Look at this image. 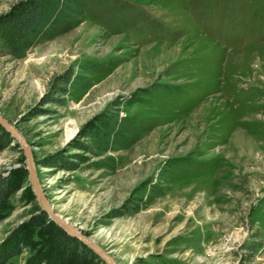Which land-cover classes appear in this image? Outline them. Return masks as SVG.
I'll use <instances>...</instances> for the list:
<instances>
[{
  "label": "rangeland",
  "instance_id": "374dc122",
  "mask_svg": "<svg viewBox=\"0 0 264 264\" xmlns=\"http://www.w3.org/2000/svg\"><path fill=\"white\" fill-rule=\"evenodd\" d=\"M0 114L117 264H264V0H0ZM0 178V264H66L13 140Z\"/></svg>",
  "mask_w": 264,
  "mask_h": 264
},
{
  "label": "trees",
  "instance_id": "16d2710c",
  "mask_svg": "<svg viewBox=\"0 0 264 264\" xmlns=\"http://www.w3.org/2000/svg\"><path fill=\"white\" fill-rule=\"evenodd\" d=\"M40 6L31 5L25 12L16 18V20L9 23L8 29L15 36L16 40H24L29 37L30 31L38 26L40 20ZM12 138L8 132H6L0 126V150L6 147ZM7 178H0V202L6 197V194L10 190ZM45 221V212L41 211L34 217H32L28 222H33L35 225L43 224ZM15 233V232H14ZM51 237V242L55 249L60 250V255H65L64 258L67 260L66 264H90L92 263L91 255L85 251L81 252L77 247L75 239L68 235L61 227L57 226L53 229ZM12 234L8 239L12 238ZM77 239V238H76ZM78 240V239H77ZM79 241V240H78ZM80 242V241H79ZM84 246L82 242H80ZM20 246L17 245L11 254H16L20 250ZM87 249V248H86ZM68 253V252H71Z\"/></svg>",
  "mask_w": 264,
  "mask_h": 264
},
{
  "label": "water",
  "instance_id": "95a60500",
  "mask_svg": "<svg viewBox=\"0 0 264 264\" xmlns=\"http://www.w3.org/2000/svg\"><path fill=\"white\" fill-rule=\"evenodd\" d=\"M0 126L10 134L13 141L19 144L23 156L25 158V165L28 171L29 183L33 189L36 200L40 206V210L44 211L48 218L55 222L59 227H61L68 235L77 238L80 242L90 248L96 255H98L105 264H117L101 247H99L93 240L89 239L87 236L80 233L71 223L59 216L49 204L44 196V191L41 184L37 178V171L35 168V163L31 155V150L27 144L23 135L15 128V126L9 123L0 114Z\"/></svg>",
  "mask_w": 264,
  "mask_h": 264
}]
</instances>
